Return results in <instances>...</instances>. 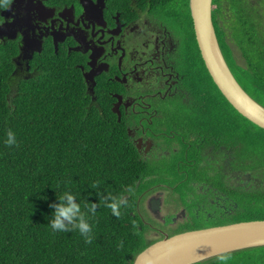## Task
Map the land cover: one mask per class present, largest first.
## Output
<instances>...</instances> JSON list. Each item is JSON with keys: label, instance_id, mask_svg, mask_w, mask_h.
<instances>
[{"label": "trees", "instance_id": "16d2710c", "mask_svg": "<svg viewBox=\"0 0 264 264\" xmlns=\"http://www.w3.org/2000/svg\"><path fill=\"white\" fill-rule=\"evenodd\" d=\"M144 1L160 5L171 0ZM188 21L193 47L189 42L181 44L183 67L196 80H190L191 87L200 96L197 105L184 112L190 114L184 121L188 135H195L188 140L189 153L206 143L236 158L241 172L250 177L239 190L231 185L226 191L235 209L232 214L217 208L193 229L264 220V130L240 116L217 90ZM212 24L236 81L264 107V0H212ZM15 52L14 45L0 44V264H133L152 244L144 241L134 208L145 178L156 172L139 159L124 128L110 122L104 94L93 101L68 59L52 53L36 55L30 76L24 78L13 74ZM8 130L15 132L18 147L3 145ZM184 150L178 155L193 159ZM164 169V178L174 180L180 189L186 186L183 167L182 173L174 164ZM197 173L194 170L195 177ZM66 190L78 194L82 208L99 203L90 220L92 244L76 231L53 233L47 226L52 213L48 205ZM109 193L126 195L127 207L121 209L120 218L100 203ZM226 254L232 257L229 264H264V247ZM217 257L195 264H218Z\"/></svg>", "mask_w": 264, "mask_h": 264}, {"label": "flooded vegetation", "instance_id": "af4514ba", "mask_svg": "<svg viewBox=\"0 0 264 264\" xmlns=\"http://www.w3.org/2000/svg\"><path fill=\"white\" fill-rule=\"evenodd\" d=\"M188 18L189 0L160 5L144 0H14L9 10L0 12L2 30L14 36L0 37V44L15 47L13 74L29 77L36 55L68 59L93 101L104 94L110 122L124 128L139 159L156 172L142 186L134 208L145 226L146 243L198 230L195 224L210 219L217 208L232 214L226 191L231 185L239 190L250 180L236 158L206 143L189 153L188 140L195 135H188L184 121L190 114L184 112L200 96L191 87L190 80H196L183 67L181 29L187 42H193ZM185 148L183 153L194 160L179 159ZM172 164L189 176L182 189L163 177Z\"/></svg>", "mask_w": 264, "mask_h": 264}, {"label": "water", "instance_id": "95a60500", "mask_svg": "<svg viewBox=\"0 0 264 264\" xmlns=\"http://www.w3.org/2000/svg\"><path fill=\"white\" fill-rule=\"evenodd\" d=\"M189 11L196 46L211 81L240 116L264 130V107L239 85L221 53L212 24V0H189ZM2 27L0 37L13 39ZM258 247H264V220L192 230L164 238L140 252L133 264H195L220 254Z\"/></svg>", "mask_w": 264, "mask_h": 264}, {"label": "clouds", "instance_id": "9594fccd", "mask_svg": "<svg viewBox=\"0 0 264 264\" xmlns=\"http://www.w3.org/2000/svg\"><path fill=\"white\" fill-rule=\"evenodd\" d=\"M13 3L14 0H0V12L9 10ZM2 143L7 148L19 146L16 134L12 130L5 133ZM97 186V184L92 185L93 188ZM100 203L110 209L111 214L116 218H120L121 209L127 207V201L124 200L122 195L113 196L111 193L103 197ZM48 206L52 209V213L51 217L48 218L47 226L50 227L53 233L76 231L86 244H92L94 224L90 223V220L96 215L99 203L89 202L84 204L82 208V204L78 202V194L66 190L60 195L56 194V202H52ZM231 260L232 257L228 254H220L217 257L218 264H229Z\"/></svg>", "mask_w": 264, "mask_h": 264}, {"label": "rangeland", "instance_id": "374dc122", "mask_svg": "<svg viewBox=\"0 0 264 264\" xmlns=\"http://www.w3.org/2000/svg\"><path fill=\"white\" fill-rule=\"evenodd\" d=\"M179 9H180V8H179ZM182 36L184 37L185 42L187 43V32L183 30V31H182ZM190 46H192V44H189V47H190ZM192 47H193V46H192ZM180 71L183 72L182 69H180ZM208 91H210L211 93H213V90H212L211 87L208 88ZM192 155H194V150H192ZM179 158H182V157L179 156ZM171 160H172V161L174 160V156L171 157ZM188 178H189V176H185V177H184V181H182V183H183V182H188V181H186V180H188ZM146 180H147V179L145 178L144 181L146 182ZM142 181H143V179H142ZM145 182H144V183H145ZM125 197H126V196H125ZM150 222H151V223H155V222H153V221H150ZM160 228H162V227L160 226ZM143 229L145 230V226H144Z\"/></svg>", "mask_w": 264, "mask_h": 264}]
</instances>
